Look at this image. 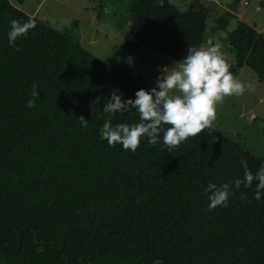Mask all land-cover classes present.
Returning a JSON list of instances; mask_svg holds the SVG:
<instances>
[{
	"label": "trees",
	"instance_id": "16d2710c",
	"mask_svg": "<svg viewBox=\"0 0 264 264\" xmlns=\"http://www.w3.org/2000/svg\"><path fill=\"white\" fill-rule=\"evenodd\" d=\"M25 0H19L23 3ZM100 0L98 18L104 16ZM240 0L219 16L227 30ZM123 59L154 49L177 61L206 42L210 10L192 0H131ZM36 20L9 45V21ZM229 71L244 66L264 82V34L240 20L228 34ZM33 88L40 95L27 101ZM152 87L102 60L11 0H0V257L6 264H264V193L234 188L208 208L204 188L242 178L264 161L210 126L174 147L142 139L136 151L99 137L105 119L139 122L129 109L111 115L114 89L135 98ZM80 116L88 119L82 127ZM169 125H164L167 128ZM234 187V185H233Z\"/></svg>",
	"mask_w": 264,
	"mask_h": 264
},
{
	"label": "clouds",
	"instance_id": "9594fccd",
	"mask_svg": "<svg viewBox=\"0 0 264 264\" xmlns=\"http://www.w3.org/2000/svg\"><path fill=\"white\" fill-rule=\"evenodd\" d=\"M9 23L7 36L11 46L18 37L27 35L28 30L35 27L36 20L29 17L20 22L12 18ZM229 67L219 45L189 46L183 59L174 61L172 66H160L156 85L151 89H138L134 99L125 98L119 89L110 93L103 104V112L115 115L134 108L139 113V122L113 124L110 118L105 119L99 129V137L106 139L109 145L119 143L126 150L136 151L142 139H146L149 145L156 144L161 134L163 144L169 148L196 136L215 119L216 106L223 97L240 95L247 87L234 77ZM39 95L38 89L33 88V98L27 101V107H33L35 97ZM79 118L81 126L87 127L88 119ZM164 125L169 126L165 128ZM242 164V178L219 185L210 181L204 188L209 209L226 204L234 188L241 184L245 188L250 187L254 181V196L257 200L262 199L264 161L255 172L248 168L247 162ZM153 264H163V261L157 258Z\"/></svg>",
	"mask_w": 264,
	"mask_h": 264
},
{
	"label": "rangeland",
	"instance_id": "374dc122",
	"mask_svg": "<svg viewBox=\"0 0 264 264\" xmlns=\"http://www.w3.org/2000/svg\"><path fill=\"white\" fill-rule=\"evenodd\" d=\"M185 10L192 0H171ZM240 0L237 14L227 30L214 32L219 16L230 9L234 0H201L209 7L210 18L207 39L212 35L228 63L235 54L231 51L228 34L243 20L264 33V0ZM11 2L28 14L34 15L52 27L65 32L80 42L87 50L113 66H125L129 74L153 87L159 75L160 66H172L174 57L145 49L143 53L123 59V40L131 25L129 6L131 0H105L104 16L98 18L100 0H19ZM261 7V9H257ZM214 33V34H213ZM204 47L211 46L207 42ZM236 79L247 85L240 95H227L216 106V117L210 127L227 134L233 140L246 146L253 153L264 156V82L256 73L244 66ZM0 264H6L0 257Z\"/></svg>",
	"mask_w": 264,
	"mask_h": 264
},
{
	"label": "crops",
	"instance_id": "0c3cea01",
	"mask_svg": "<svg viewBox=\"0 0 264 264\" xmlns=\"http://www.w3.org/2000/svg\"><path fill=\"white\" fill-rule=\"evenodd\" d=\"M209 8V7H208ZM258 8V7H257ZM260 9H261V7H260ZM230 10V9H229ZM235 14H237L236 12H234ZM237 25V24H236ZM259 32H261V33H263V31H260V30H258ZM214 34V33H213ZM264 34V33H263ZM207 42L209 43V44H215L216 43V40L214 39V37L212 36V35H210V37L207 39Z\"/></svg>",
	"mask_w": 264,
	"mask_h": 264
},
{
	"label": "built area",
	"instance_id": "2783aa9c",
	"mask_svg": "<svg viewBox=\"0 0 264 264\" xmlns=\"http://www.w3.org/2000/svg\"><path fill=\"white\" fill-rule=\"evenodd\" d=\"M244 3H245V4H248L249 2H248V0H245ZM257 9L259 10L260 7H258Z\"/></svg>",
	"mask_w": 264,
	"mask_h": 264
}]
</instances>
